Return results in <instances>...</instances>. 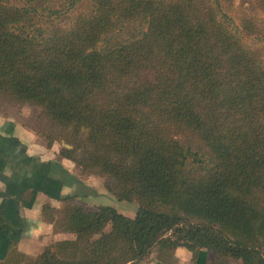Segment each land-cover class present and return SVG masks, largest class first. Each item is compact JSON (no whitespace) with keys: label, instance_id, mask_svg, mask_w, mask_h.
I'll use <instances>...</instances> for the list:
<instances>
[{"label":"trees","instance_id":"obj_1","mask_svg":"<svg viewBox=\"0 0 264 264\" xmlns=\"http://www.w3.org/2000/svg\"><path fill=\"white\" fill-rule=\"evenodd\" d=\"M93 1L71 29L37 38L15 29L28 10L0 0V99L41 107L73 146L62 156L104 176L136 214L88 209L80 183L59 194L71 178L58 161L40 164L64 203L45 214L76 238L37 255L11 249L0 264H130L177 247L213 264H264V63L221 20L233 0ZM259 10L264 0L242 10L246 35H262ZM137 22L138 37L98 49Z\"/></svg>","mask_w":264,"mask_h":264},{"label":"rangeland","instance_id":"obj_2","mask_svg":"<svg viewBox=\"0 0 264 264\" xmlns=\"http://www.w3.org/2000/svg\"><path fill=\"white\" fill-rule=\"evenodd\" d=\"M7 5L16 8H26L28 10L29 23L16 26L17 32L23 31L30 37L40 38L51 34L55 29L69 30L75 24L79 15L90 16L95 13V3L93 0H48L43 3L30 2L29 0H4ZM252 0H233L231 9H225L221 14V20L228 25L227 27L236 35H238L243 43L254 50H258L262 54L264 63V11L256 12V17L261 20L260 29L262 35L259 37L246 35L241 26L239 17L243 9H246ZM146 29V25L142 22L124 23L119 25L114 32L106 36L98 45L101 50L104 46L114 44L115 42H124L132 40L139 36ZM9 122L10 128L15 127V134L27 143L31 148V152L39 155L43 159H52L53 162L58 161L71 178L68 183L66 194H73L77 188L73 186L80 183L82 193L86 194L84 203L87 208L91 209L98 205H110L118 209L125 216L134 217L138 208L137 202L117 201L106 189L104 176L96 173L83 171L76 162L66 159L62 156L64 148L71 149L73 146L67 143L65 132L54 129V126L46 117L43 109L31 103H20L9 99H0V124ZM178 139L186 142V139L179 135ZM67 178V179H68ZM66 179V180H67ZM84 187V188H83ZM81 193V194H82ZM40 204V217L45 224L44 231L40 233V239L36 249L32 247L37 255L47 245L65 241L74 240L76 236L71 233L55 232L54 221L61 218L56 215L52 222V216L49 213L45 214L46 205L52 209H62L63 202L52 201L45 196L40 195L37 200ZM51 201V202H50ZM49 235V237H47ZM47 237V238H45ZM63 240H58L61 238ZM41 249H40V248ZM40 251H36L37 249ZM38 252V253H36Z\"/></svg>","mask_w":264,"mask_h":264},{"label":"crops","instance_id":"obj_3","mask_svg":"<svg viewBox=\"0 0 264 264\" xmlns=\"http://www.w3.org/2000/svg\"><path fill=\"white\" fill-rule=\"evenodd\" d=\"M10 125L9 122L0 124V258L11 249L35 254L32 247L36 249L40 233L46 228L40 217L38 197L42 195L57 201L49 196V190L52 195L54 193L55 175H46L48 181L52 180L51 184L45 180L48 193L41 191L43 181L38 175L39 165L50 164L53 160L32 153ZM62 186L58 192L61 195L66 194L67 189ZM39 248L36 251L39 252ZM130 264H213V260L206 250L195 255L185 247H177L155 249L144 259Z\"/></svg>","mask_w":264,"mask_h":264}]
</instances>
